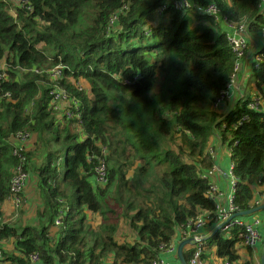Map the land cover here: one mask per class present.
Returning <instances> with one entry per match:
<instances>
[{
	"label": "trees",
	"instance_id": "1",
	"mask_svg": "<svg viewBox=\"0 0 264 264\" xmlns=\"http://www.w3.org/2000/svg\"><path fill=\"white\" fill-rule=\"evenodd\" d=\"M172 1L0 0V66L7 67L0 81V264H29L32 253L39 264H146L157 258L158 247L169 245L188 220L213 211L205 197L209 176L202 175L213 167L207 148L214 136L229 153L233 203L248 209L253 187L264 181V46L256 53L263 61L251 64L253 95L245 93L226 115L214 112L234 57L219 25L201 10L213 4L228 22H244L248 35H257L264 28L261 0H190L186 11H174ZM162 4L166 9L156 17ZM55 66L62 68L57 87L78 104L77 120L53 110L46 71ZM254 98L258 107L248 109ZM17 133L28 134L21 147L14 143ZM55 141L61 153L50 148ZM13 147L36 179L31 224L4 221ZM101 147L107 181L97 186L93 158ZM61 186L72 190L73 201ZM95 214L99 221L91 226L87 216ZM119 221L129 238H117ZM223 234L204 240L202 261L255 264L249 249L246 258L239 256L237 229ZM189 255L182 252L185 264Z\"/></svg>",
	"mask_w": 264,
	"mask_h": 264
},
{
	"label": "built area",
	"instance_id": "2",
	"mask_svg": "<svg viewBox=\"0 0 264 264\" xmlns=\"http://www.w3.org/2000/svg\"><path fill=\"white\" fill-rule=\"evenodd\" d=\"M264 4V0H261L260 12L262 5ZM193 7L190 0H174L171 3V8L174 11H186L190 10ZM166 9V5L162 4L154 11V15L156 17H160L163 14V11ZM28 10V8H27ZM262 13V12H261ZM201 14L207 16L213 23L219 25V28L224 33L225 42L234 57V64L232 68V75L230 78V83L227 89L220 91L215 100L211 105V109L220 114L222 108L230 99L231 94L233 92L232 87L234 83V79L236 74L239 72L245 58L247 55V35L246 32V24L244 22L239 23H230L228 22L219 12L218 8L209 4L201 10ZM115 21V17L112 16L109 25H111ZM260 38L262 46H264V28L261 29L260 33L257 34ZM263 61V58L258 54H254L250 63H259ZM2 65L0 66V81L5 78V73ZM60 66H55L46 71L47 76L51 80V82H56L58 79L62 78ZM22 72H27L26 70H20ZM32 72H36V70H32ZM136 81V77L130 81H123L124 85H129ZM49 96L51 98L53 110L56 112H61L63 117L67 120H77L79 119L78 112V104L74 100H69L67 93L64 89L57 87V85H53L50 88ZM5 97H8V94H4ZM259 100L258 98H254L252 103L248 104V109H256L258 107ZM223 115V114H222ZM226 115V114H225ZM246 116H241L240 121H245ZM218 140V138L216 137ZM28 140V134L26 133H17L14 136V143H16L19 147L24 145ZM219 141V140H218ZM227 150V149H226ZM213 144L211 143L207 148V153L213 156ZM228 152V150H227ZM12 155L16 159V165L13 168V175L9 181V190L10 196L7 199V203L12 208V210H16L21 207L23 203V199L21 198V193L25 184L27 183L28 174L24 170L25 164V156L20 151L13 147ZM106 149L101 147L98 153L93 158V181L97 186H102L106 184L107 181V172H106ZM232 165L229 162L228 165V175L227 179L229 180L228 191L225 196L224 202L221 203L218 201V197L221 196V193L218 189L209 182L207 192L205 197L209 199L213 204L214 208L211 212H203L199 216H197L193 220H188L185 224L184 228H180L176 233L179 234L180 240L190 239L189 240V249L190 255L188 258L187 264H202L201 260L202 254V243L204 240L209 237L211 231L215 228H218L219 231L224 234H228L231 230L237 229V238L239 239V244L242 249H253L260 240V235L258 231V227L260 225V220L255 214H251L248 216H237L238 212H241L233 203V187L235 183V178L231 174ZM213 168L210 169L212 171ZM210 171L206 175H202V178L209 176ZM259 189L263 194L259 199H252L249 203L248 209L255 208L262 203H264V181L258 182L253 187L254 189ZM253 196V194H252ZM62 213L58 212L60 216ZM59 217L54 220V227L59 225ZM207 229L205 233H202V229ZM217 230V231H218ZM173 242V241H172ZM170 242L169 245L163 247L162 245L158 247L160 253H169L175 255L173 243ZM0 258H1V248H0ZM29 264H39V257L37 253H32L28 256ZM146 264H171L170 262L163 260L161 258H155Z\"/></svg>",
	"mask_w": 264,
	"mask_h": 264
},
{
	"label": "crops",
	"instance_id": "3",
	"mask_svg": "<svg viewBox=\"0 0 264 264\" xmlns=\"http://www.w3.org/2000/svg\"><path fill=\"white\" fill-rule=\"evenodd\" d=\"M261 12L264 13V4L262 5ZM262 47L263 46H262V43H261L258 35H254V34L247 35V50L248 51H247L246 58L242 64L239 72L235 76L233 87H232L233 92L231 94V97L227 101V103L224 105V107L222 108V111L220 114L225 115V114L229 113L230 111H233L235 109V106L238 103V101L243 98V95H245V93H247L246 88H245V83H246V80L250 77V73H251L250 59L255 53L260 51L262 49ZM215 139H216V136H214V138H212V140H211V142L213 144V151H214L215 146L217 147V151L215 153L213 152V156H214L213 165H212L213 170L210 171L209 177H211V178L209 179V182L211 184H213L218 189V191L221 193V196L218 197V201L223 203L225 196L227 194V191H228V186H229V180L227 179V175H228V165H229L230 161L228 159L229 153L227 152L226 148L223 145H221V143L217 139L216 140ZM225 160H227V163H226L227 171L223 170V168L221 166V165L225 166ZM225 188H226V190H225ZM262 194L263 193L259 189L255 188L252 199H254V198L259 199ZM21 195H22V199H23L22 204H24L23 208H18L16 210H12V208L9 206L7 201L3 205V207H2L3 216H5L6 219H11L12 221L20 220V218L24 215L23 212L27 211V210L29 211L28 207H32L31 209L34 213V208H35V206H37V203H36L37 187H36V179L35 178L34 179L32 178V180L29 178L27 179V183L25 184ZM262 204H264V203H262ZM21 210H22V213L19 214V211H21ZM262 211H264V210H262ZM256 216L260 220V225L258 227V231H259V235H260V242L262 244V239L264 237V224L262 223V221H263L262 219H264V216L263 215H261V216L256 215ZM31 218H33V217H31ZM34 218H35V215H34ZM206 230H207L206 228L202 229L201 232L205 233ZM180 241L181 240H180L179 234L175 233L173 235L171 241H170L173 243L174 251L176 249L177 244ZM260 242H258L257 245L253 249H249L251 252V255L253 256V261L255 262V264H259L258 260H259V256L261 253ZM187 249H189V246L185 245L182 248V252L184 250H187ZM245 250L244 249L239 250V256L241 257V259L246 258V251ZM157 258H161L163 260H166V261L170 262L171 264H179L177 261L176 255H172L169 253H167V254L159 253ZM202 264H219V261H212V257H209V259L207 258L206 260H204Z\"/></svg>",
	"mask_w": 264,
	"mask_h": 264
},
{
	"label": "rangeland",
	"instance_id": "4",
	"mask_svg": "<svg viewBox=\"0 0 264 264\" xmlns=\"http://www.w3.org/2000/svg\"><path fill=\"white\" fill-rule=\"evenodd\" d=\"M205 24H207V26H209V27H211V28H213L214 26H213V24L212 23H210V22H208V21H203ZM194 23V21H193V19H191V25ZM145 43H147V42H145ZM2 65H4V64H2ZM1 65V66H2ZM51 68H53V67H51ZM50 68V69H51ZM3 69H4V73H5V76H6V70H7V67L6 66H3ZM16 71H18V70H16ZM22 72V71H21ZM59 80H57V82H58ZM57 83L56 82H54V83H51V87L53 86V85H56ZM245 88H246V91H247V93L250 95V96H252L253 95V80H252V78L251 77H249L247 80H246V83H245ZM216 140V139H215ZM212 143V142H211ZM52 144V146L50 147L52 150H58L60 153L62 152V149H63V146H62V144H60L58 141H55V142H52L51 143ZM40 147V146H39ZM217 151V147L215 146L214 147V153ZM38 152H39V148H38ZM40 153V152H39ZM41 154V153H40ZM217 155V154H216ZM41 156H44V155H42L41 154ZM44 158V157H43ZM43 158L41 159V160H37V159H34V160H32L31 162L34 164L33 166H39V164L40 163H42L43 162ZM212 158H214V156H212ZM226 163H227V160H225V166L224 165H221L222 166V168H223V170H225V171H227V167H226ZM57 164L59 165V169L60 170H62V163H60V162H57ZM131 171H129V172H127V174H128V176H130L131 175V172L133 171V168H131L130 169ZM28 178L29 179H31L32 180V178L34 179L35 177H34V175H33V173H32V171L30 172V173H28ZM211 177H209V179H210ZM61 189H64L65 190V193H66V195L68 196V198H69V200H71V201H73V195H72V190L69 188V187H65V186H61ZM225 190H226V188H225ZM225 192V191H224ZM108 197L109 198H111L112 196H113V192L112 191H110V192H108ZM34 204V203H33ZM110 207V206H109ZM21 208H23V206L21 207ZM32 207H28V209H29V211L27 210V211H24L23 213H24V215L20 218V221L21 222H19V223H21V224H31V222H33V220L34 219H36V218H34V213H33V211H32V209H31ZM29 213V214H28ZM118 213V211H116L115 213H114V215L113 216H115L116 214ZM256 215H258V216H261V215H263L264 216V211H258V212H256L255 213ZM112 215H110V217H113ZM31 217H33V218H31ZM31 218V219H30ZM87 218H88V223L91 225V226H94V225H96L97 224V222L99 221V216L97 215V214H95V215H88L87 216ZM263 221H262V223L264 224V219H262ZM4 221H6V222H11L12 220L11 219H6V218H4ZM118 224H119V232L116 234L117 235V238L118 239H120V238H122L123 236H124V234H127L126 236H128L127 238H129L130 237V233L126 230V226H125V224H124V222L123 221H119L118 222ZM51 231V230H50ZM224 235V234H223ZM3 245H2V249H4V250H9L10 248V245L8 244V243H6V242H3L2 243Z\"/></svg>",
	"mask_w": 264,
	"mask_h": 264
},
{
	"label": "water",
	"instance_id": "5",
	"mask_svg": "<svg viewBox=\"0 0 264 264\" xmlns=\"http://www.w3.org/2000/svg\"><path fill=\"white\" fill-rule=\"evenodd\" d=\"M262 210H264V204H261V205L255 207V208H252V209H249V210L238 212L237 216L244 217V216H248V215L254 214V213L258 212V211H262ZM217 230H218V228L213 229L211 234L209 235V237L212 236L214 233H216ZM189 240L190 239L181 240L176 246L175 255H176V258H177V261H178L179 264H185V262L183 261V258H182V248L185 245L189 244ZM258 262H259V264H264V237L262 239L261 253H260Z\"/></svg>",
	"mask_w": 264,
	"mask_h": 264
}]
</instances>
